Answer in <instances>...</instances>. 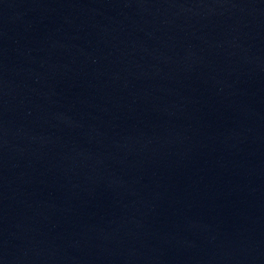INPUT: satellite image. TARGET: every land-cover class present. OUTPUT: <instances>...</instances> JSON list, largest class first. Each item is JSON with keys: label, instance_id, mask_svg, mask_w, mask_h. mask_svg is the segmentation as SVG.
<instances>
[{"label": "water", "instance_id": "95a60500", "mask_svg": "<svg viewBox=\"0 0 264 264\" xmlns=\"http://www.w3.org/2000/svg\"><path fill=\"white\" fill-rule=\"evenodd\" d=\"M0 264H264V0H0Z\"/></svg>", "mask_w": 264, "mask_h": 264}]
</instances>
